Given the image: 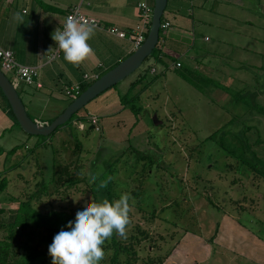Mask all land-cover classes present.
Wrapping results in <instances>:
<instances>
[{"label": "rangeland", "instance_id": "374dc122", "mask_svg": "<svg viewBox=\"0 0 264 264\" xmlns=\"http://www.w3.org/2000/svg\"><path fill=\"white\" fill-rule=\"evenodd\" d=\"M252 2V6L261 5L250 14L252 25L235 26L231 19L218 18L215 20L223 22L227 29L217 33L210 26L212 29L201 32L202 44L217 50L216 55L200 59L198 68L185 60L197 70L193 74L196 87L171 70L150 75L149 57L121 87H116L118 83L113 86L124 95L128 80L135 81L146 69L141 82L120 101L124 115H115L116 110L102 111L97 130L89 129L91 125L85 122L86 131H80L76 129L78 124L72 122L53 132L45 145L27 154L26 159L20 152L7 157L12 164L19 163L4 175L0 221L8 220L18 201L34 190L40 180L39 170L48 182L54 177L53 165L79 158L87 177L85 184L93 185L99 201L106 199L107 183L115 198L128 195V224L123 236L116 234L121 245L134 242L131 236L140 238V232L158 241L152 247L153 241H141L138 261L133 263L130 259L128 264H142L150 248L151 254L167 252L162 264H264V180H253L246 165L259 161L257 166L261 168L260 162L264 163V0ZM196 36L199 39L197 33ZM205 36L210 40L207 43H203ZM218 40L220 44H214ZM242 48L253 52L243 53ZM7 77L17 86L10 74ZM98 96L89 102V108L98 102ZM123 102L138 112L130 111ZM218 130L212 140L207 139ZM35 140L29 136L28 146L32 147ZM138 152L149 159L138 160ZM48 187L53 190L51 183ZM86 190L82 184L78 192L70 190L64 197L43 196L35 207L42 212L50 208L74 210L91 199ZM207 192L215 206L204 199L202 194ZM242 196H246L247 209L235 213L229 200H242ZM251 201L254 208L249 209ZM152 212L155 217L150 216ZM228 216L239 227L230 241L231 250L229 245L222 249L214 244L220 226L216 229V224ZM29 235L19 233L16 241L24 247L33 245L37 239ZM110 256L104 254L100 264H109ZM124 260L120 258L119 264H125Z\"/></svg>", "mask_w": 264, "mask_h": 264}, {"label": "crops", "instance_id": "0c3cea01", "mask_svg": "<svg viewBox=\"0 0 264 264\" xmlns=\"http://www.w3.org/2000/svg\"><path fill=\"white\" fill-rule=\"evenodd\" d=\"M137 3L138 0H0V47L12 51L19 64L36 67L38 71L37 82L40 87L26 86L15 80L18 95L27 114L33 120L41 124L49 123L72 100L65 95L66 88L94 81L101 76L100 73L113 68L137 48L132 32L141 23ZM252 3V0H192L190 4L185 0H167L163 23H168L169 27L161 31L155 48L158 58L152 57L149 60L147 69L149 74L154 76L158 72L163 74L171 70L184 81L177 72V63L180 67L198 68L200 59L204 60L207 55H216L217 47H206L202 44L201 32L205 28H211L210 26L214 27L217 33L227 29L223 22L215 20L218 18L220 21L222 18H225L224 21L231 19L235 26L240 23L252 25L250 14L255 12L257 7H261L260 4L252 6ZM148 4L152 7L153 0H148ZM74 7H78L83 15L97 22L88 41L92 51L78 65L66 62L61 50L58 57L49 60V54L56 47L51 34L61 29L67 13ZM111 28H117L119 32L125 33V37L111 33L109 31ZM209 41L206 36L203 38V43ZM214 44H220L219 40ZM242 49L243 53L253 52L249 48ZM186 59L194 66L185 64ZM144 72L138 74L135 81L143 77ZM127 79L122 80L116 87H121ZM130 80L128 86H124L126 88L124 95L132 93L131 91L141 82V80L136 82L132 87L135 81L131 78ZM116 87L100 94L98 100H95L98 102L92 104L90 108L88 103L78 112V117L91 125L89 129L97 130L102 111L116 110L115 115H124L125 108L120 102L123 101L121 97L124 95H121V89ZM145 88L146 85L142 86L140 92ZM0 103V160H2L0 165L7 163L10 166L12 163L7 161V157L17 155L19 152L24 154V150L31 146L27 144L29 136L22 132L8 115L1 98ZM90 118H94V124L90 123ZM74 122L78 124L76 129L86 131L83 124L85 122ZM37 141L36 139L33 144ZM18 146L22 148L19 147L20 149L13 154H9L11 149ZM228 217L222 218V222L219 223L214 244L222 246V249L229 245L231 250L230 241L233 233L238 234L239 227Z\"/></svg>", "mask_w": 264, "mask_h": 264}, {"label": "trees", "instance_id": "16d2710c", "mask_svg": "<svg viewBox=\"0 0 264 264\" xmlns=\"http://www.w3.org/2000/svg\"><path fill=\"white\" fill-rule=\"evenodd\" d=\"M163 17L161 19V23H163ZM161 35V30L159 32V39ZM159 41V40H158ZM157 47V46H156ZM149 57L158 58L156 56L155 50L151 53ZM177 68V72L179 76L189 85L196 87L194 83L193 74L197 73V70L195 69H189L185 67H180V64ZM105 72L100 73L99 75L104 74ZM143 77L135 82L132 83V87L136 85V82L140 81ZM10 81L11 79L8 78ZM12 82V81H11ZM93 82V81H92ZM92 82H88L86 84H83L80 86V93L89 86ZM138 94L134 95L137 96ZM126 95L121 97V100L124 101V98ZM0 98L2 102L4 103V107L8 113V115L14 120L16 123L11 110L3 97L1 91H0ZM124 103V102H123ZM1 104V103H0ZM125 107H128L130 111L137 113L138 109L131 107L129 103H124ZM264 114V113H263ZM80 122L83 123L85 120L83 118L78 117V113H75L71 119L66 122L64 125L58 127L55 131H57L59 128L63 126H67L72 124V122ZM17 124V123H16ZM54 131V132H55ZM217 132H214L212 135H210L207 139H213V136L217 134ZM50 136V135H49ZM47 137H36L38 140L31 148H27L24 150V159H26L27 154L35 152V149L40 147L41 145L44 146ZM206 139V140H207ZM19 147H15L10 150L9 154H13ZM22 148V147H21ZM20 149V148H19ZM140 155L138 156V160L144 162L146 159H149L148 156L145 154H142L138 152ZM36 160V157H34ZM79 158L76 160H70L67 164L63 165H53V173L54 177L46 182L41 175V171L38 172V177H40V180L35 183L34 190L27 196L25 199H20L17 203V208L12 211L10 217L6 221H0V231H2V234L0 235V264H51V257L48 255V245L51 243L52 238L56 232L59 231L60 227L67 224L72 218L74 217L75 211H66V210H56L53 208H50L49 210L42 212L38 210L35 207V203L39 202L43 196H46L47 198L58 195L64 197L66 193L70 190H73L74 192H78L79 186L82 184L86 187V192L91 193V200H94L96 202H99L97 195L93 192V185L92 184H85L86 181V175L82 172V165L79 164ZM151 162V160H149ZM19 162L13 163L12 165L8 166L7 163H4L2 166V171H0V192L3 191L6 187V178L4 177L5 174L9 173L12 168H15ZM259 161L252 162H246V165L248 169L251 171L252 179L259 182L261 180H264V163L260 162L261 168H258ZM110 162H108V166H110ZM38 166V165H37ZM73 167V170L71 168ZM101 176L103 175L100 174ZM51 183L53 185V190H49L48 184ZM105 188V194L106 199L109 201H113L117 198H115V194L112 191V188L110 187L109 183L104 185ZM83 191V190H82ZM139 195V194H135ZM204 196V199L207 201V203L211 206H215V204L210 199L209 193L202 194ZM243 199H233L230 198V206L235 213H239L241 211H246V196H242ZM241 197V198H242ZM253 201V200H252ZM252 201L248 204L249 209L254 208ZM244 203V204H243ZM160 212H163V209L160 210ZM3 213V210L0 209V214ZM154 213L152 212L150 216H153ZM162 220L164 223H171L175 226V223L168 221L165 218H162L160 216H157ZM218 223L216 224V229L218 228ZM27 232L30 235H34L36 240V243L33 245H29L28 247H24V244H21L16 241V238L19 233H25ZM216 232V230H215ZM29 235V237H30ZM140 238L131 236L132 241L131 244L128 246L124 245L122 246L120 243V240L117 238L115 231L113 232V235L106 239L104 241V244L102 245L104 249V253H110V263L109 264H119L120 258L124 257L125 264L130 263V259L134 262H137L141 250H138L140 242H147L149 240V243L152 240L151 236H149L146 232H140ZM31 238V237H30ZM213 236L209 240L212 241ZM19 243V244H18ZM158 243L157 240H154L150 247L156 245ZM137 248H135V247ZM24 247V248H23ZM157 247V246H156ZM158 248V247H157ZM151 249L147 250L146 252V261L143 260L142 264H162L164 260L167 258V252L162 253H154L151 254ZM102 260L99 261V264Z\"/></svg>", "mask_w": 264, "mask_h": 264}, {"label": "clouds", "instance_id": "9594fccd", "mask_svg": "<svg viewBox=\"0 0 264 264\" xmlns=\"http://www.w3.org/2000/svg\"><path fill=\"white\" fill-rule=\"evenodd\" d=\"M94 33V25L66 18L62 30L51 34L55 46L63 52V59L78 65L92 51L88 41ZM128 195L99 202L89 200L75 211L74 217L60 227L48 245L51 264H99L104 257L102 245L113 235L123 236L128 224Z\"/></svg>", "mask_w": 264, "mask_h": 264}, {"label": "water", "instance_id": "95a60500", "mask_svg": "<svg viewBox=\"0 0 264 264\" xmlns=\"http://www.w3.org/2000/svg\"><path fill=\"white\" fill-rule=\"evenodd\" d=\"M166 3L167 0H153L150 26L142 43L128 57L96 78L72 99L60 114L47 124H41L27 114L15 86L0 70V91L22 132L34 137H47L51 135L58 127L68 122L75 113H78L90 101L140 68L158 44L161 19L165 11ZM153 120L157 124L155 117Z\"/></svg>", "mask_w": 264, "mask_h": 264}, {"label": "built area", "instance_id": "2783aa9c", "mask_svg": "<svg viewBox=\"0 0 264 264\" xmlns=\"http://www.w3.org/2000/svg\"><path fill=\"white\" fill-rule=\"evenodd\" d=\"M191 4L192 0H185ZM137 9L140 12L141 23L135 27L132 31L134 32V42L135 46L138 47L142 41L144 40L147 31L150 26L151 21V9L152 7L149 6L148 0H138ZM68 17H75L78 20H82L86 23H90L97 26V22L93 19H89L85 15H83L78 7H74L69 10L67 13L66 18ZM65 22V21H64ZM64 24V23H63ZM63 27V25H62ZM62 27L60 30H62ZM169 27L168 23H161L160 30H165ZM111 33L118 35L119 37H125V33L119 32L117 28H111L109 30ZM59 55V49L55 47V49L49 54L48 59L52 60ZM179 66V63L176 64V67ZM0 70L7 76L10 74L13 80L18 81L19 83L30 86L35 85L36 87H40V84L37 82L38 71L36 67L31 66H24L19 64L15 58L12 51L3 49L0 47ZM80 93V86L75 84L72 85L65 90V95L74 99ZM90 123L94 124V118H90Z\"/></svg>", "mask_w": 264, "mask_h": 264}]
</instances>
